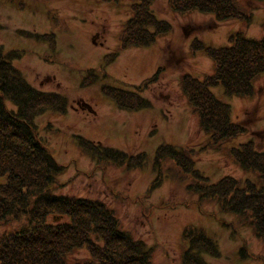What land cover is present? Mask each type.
<instances>
[{
	"label": "rangeland",
	"instance_id": "rangeland-1",
	"mask_svg": "<svg viewBox=\"0 0 264 264\" xmlns=\"http://www.w3.org/2000/svg\"><path fill=\"white\" fill-rule=\"evenodd\" d=\"M131 1L0 0V47L23 51L13 64L24 79L39 90L62 94L69 102L66 114L46 112L35 119L39 135L65 166L58 178L63 187L56 195L105 202L116 213L123 230L154 249L153 264H183L187 244L182 233L188 225L202 228L218 243L221 256L206 257L210 264H264V244L252 229L241 226L236 233L227 229L222 222L237 223L238 219L235 214L220 213L216 205L203 203L201 209L206 214L196 206H184V201L191 199L179 179L168 178L171 172L164 171L160 184L149 192L159 176L153 162L160 145H188L198 152L208 140L180 85L183 74L201 79L213 72L208 57L191 53L192 41L198 38L218 48L229 44L233 32L241 31L248 38L264 37V4L254 5L249 25L241 21L216 24L210 15L197 11L177 14L170 9L169 0H155L153 13L170 22L173 32L149 48L121 51L104 77L84 86V70L100 67L107 54L118 51L119 33L130 18ZM238 1L249 9L247 0ZM35 33H54L55 50L27 35ZM162 65L166 70L159 82L141 93L153 103L150 109L121 111L102 94L103 85L134 91ZM255 88L250 99L228 97L222 87L212 89L220 101L231 106L232 120L248 128L247 134L233 139L226 148L253 140L256 148L264 151V75ZM7 106L14 108L10 102ZM77 137L132 156L145 153L147 164L131 171L106 163L98 168L97 160L80 148ZM195 158L197 169L212 183L225 176L259 182L255 173L244 172L225 151L205 150ZM48 222L55 224L53 219ZM26 226L25 217L0 226V237ZM244 246L258 258L243 259L240 251ZM89 259L88 250L82 248L68 256V264H84Z\"/></svg>",
	"mask_w": 264,
	"mask_h": 264
},
{
	"label": "trees",
	"instance_id": "trees-1",
	"mask_svg": "<svg viewBox=\"0 0 264 264\" xmlns=\"http://www.w3.org/2000/svg\"><path fill=\"white\" fill-rule=\"evenodd\" d=\"M98 1L109 3L110 0ZM154 2L131 1L130 18L119 33L118 51L107 54L100 67L84 70V86L93 85L100 76H105L121 51L149 48L160 37L173 32L170 22L153 13ZM247 3L252 8L247 9L238 0H169L174 13L186 15L197 11L212 16L216 24L241 21L249 25L253 21L254 5L264 4V0H247ZM27 35L55 50L54 33ZM190 50L192 54L203 53L212 61L211 74L200 79L186 73L180 81L183 96L198 116L199 128L208 135V140L198 152L188 145H160L153 162L159 176L149 192L160 184L164 171H169L168 178L179 179L191 199L184 201V206H196L206 214L201 207L210 203L220 213L235 214L237 223L222 222L223 225L235 233L241 226L248 227L264 244V151H259L253 140L237 148H226L233 139L247 134L248 128L242 122H234L231 106L212 92L213 88L222 87L228 97L250 99L255 95V83L264 75V37L248 38L241 31L233 32L229 44L218 48L195 38ZM23 53L0 47V226L22 217L27 219L26 227L0 237V264H68V256L82 248L91 257L84 264H153L154 249L123 230L116 213L105 202L56 195L63 187L58 178L65 166L55 159L39 135L35 119L46 112L66 114L69 102L62 94L39 90L24 79L13 64ZM165 70L160 66L154 75L135 86L134 91L103 85L102 94L121 111L150 109L153 103L141 93L159 82ZM7 102L14 108L9 109ZM77 140L80 148L97 160L98 168L106 163L131 171L143 169L148 161L145 153L132 156L83 137ZM205 150L227 152L233 163L244 172L255 173L259 182H242L233 176L210 182L197 169L195 158L196 153ZM50 219L55 224L49 223ZM182 239L187 244L183 264H210L206 257L221 256L218 243L202 228L186 226ZM240 254L243 259L258 258L246 246Z\"/></svg>",
	"mask_w": 264,
	"mask_h": 264
}]
</instances>
